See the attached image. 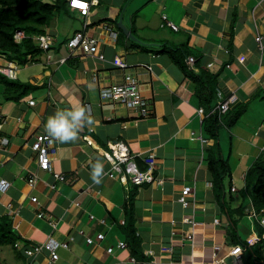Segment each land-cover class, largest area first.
<instances>
[{
    "label": "crops",
    "instance_id": "obj_1",
    "mask_svg": "<svg viewBox=\"0 0 264 264\" xmlns=\"http://www.w3.org/2000/svg\"><path fill=\"white\" fill-rule=\"evenodd\" d=\"M96 1L98 5L82 17L68 6L69 0H62V10L42 33L52 38L48 50L18 63L22 72L15 80L21 89L0 81V90H5L0 91V136L8 139L0 149V179L10 183L0 192V223L7 221L14 233V241L0 243V264H28L22 248L48 237L68 246L57 250L55 262L44 252L33 257L32 264H243L242 258L228 255L237 244L229 243L227 230L231 215L242 240L257 239L259 224L246 214L252 205L241 192L247 169L264 148V104L251 101L232 128L218 131L216 142L231 171L224 179L223 207L206 159L214 139L196 112L205 107L182 66L191 68L187 58L193 57L194 71L217 74L211 106L234 95L230 109L235 108L258 88L264 89V0ZM163 15L178 29L166 25ZM84 21L87 34L100 39L102 58L82 51L68 54L65 43L84 29ZM120 21L137 40L123 34ZM256 35L261 36V46ZM125 75L139 80L142 96L150 101L147 110L100 96L101 87L121 84ZM76 103L87 106L92 123L81 128L75 141H48L50 166L41 170L31 148L36 135L47 134L45 125L56 111ZM119 142L139 171L146 170L145 159L153 155L163 185L136 186L128 178L124 183L107 177L110 165L104 151H110L109 143ZM97 161L104 173L99 184L90 178ZM54 173L64 175V180ZM30 176L38 178L34 187L27 184ZM183 186L193 188L188 208L179 202ZM242 204L240 216L237 209ZM184 217L195 222L192 240L187 238L190 228L182 222ZM127 221L135 227L140 253L133 255L128 247L108 253V247L126 242L122 226ZM97 233L104 239L87 244L86 236L95 238Z\"/></svg>",
    "mask_w": 264,
    "mask_h": 264
},
{
    "label": "trees",
    "instance_id": "obj_2",
    "mask_svg": "<svg viewBox=\"0 0 264 264\" xmlns=\"http://www.w3.org/2000/svg\"><path fill=\"white\" fill-rule=\"evenodd\" d=\"M63 4L64 2H62V0H54V2L52 3L46 2L44 0H0V60H2L4 64H6L7 61H16L17 63H20L21 61L20 65H22L26 62V57L30 54L32 57L39 55L41 53V49L37 48L38 45L35 41V35L42 34L44 32V27L48 26L56 13L62 9ZM16 30H23L27 34L26 37L22 39L23 41L21 40V42L19 43H17L13 37ZM4 54L7 56L5 57V60L3 59L5 56ZM181 55H183L182 52ZM183 69L187 70V76L189 78L191 77L193 79L192 81L196 83L195 93H197L198 95L200 94L198 97L201 103L205 101V104L203 103V106L205 105L206 107L204 109L207 116L203 120L202 127L204 126V124H206L205 122H207V127L205 128L206 125L204 126L206 131H204L208 134V131H210L211 133L209 135L211 136V138H214V144L208 150V154L206 157L207 166L212 176L213 189L216 192V196L220 200V202L222 201V206L225 207L224 199L222 198L223 194L225 193L224 179L231 173V171L228 160L222 158L220 146L216 142L218 138V131L225 126L228 128H232L246 112L251 101L258 100L264 104V89L260 90L258 88L260 91L257 89V92H254L251 96H249L246 102L247 104L243 103V105L238 106L239 108L235 107L237 108L235 110H233L234 108H231L225 113V115L221 117H219L217 113H212V116L210 117L209 108H211V102H213L214 99L216 100L217 83L213 84V82H217V74H212V76L210 73L201 72L200 70L196 72L190 67H183ZM190 74L193 75L190 76ZM198 74L199 77H197ZM204 74L210 79V81L203 80V78H206L208 80V78ZM194 76H196L197 78ZM7 78L8 77L6 75L0 73V81H2V83L4 82L7 88L17 85L19 87L22 86L17 83V80ZM204 83L209 86H206ZM208 96H210V99ZM243 106H245V109H243ZM229 118H232V121ZM222 119H226V121H222ZM226 123H228V125ZM241 193L249 197L250 203L253 208L257 213L263 216L264 148L261 151L260 155L247 169L244 175V187ZM244 207L245 205L242 204L237 209L238 215H243ZM230 221V227H228L227 230V237L230 238V244L241 245V257L243 264H264V229L259 225L257 226V241L255 244L249 246L238 236L236 230V220L232 219L231 215ZM126 223L128 224L122 226L123 234L126 240V247L131 250L133 255H136L140 253L139 239L137 238L135 227L133 226V224H131L130 221H127ZM13 235L14 233L12 232V228H10L7 221L0 223V243H9V240L12 241V239L14 241Z\"/></svg>",
    "mask_w": 264,
    "mask_h": 264
},
{
    "label": "built area",
    "instance_id": "obj_3",
    "mask_svg": "<svg viewBox=\"0 0 264 264\" xmlns=\"http://www.w3.org/2000/svg\"><path fill=\"white\" fill-rule=\"evenodd\" d=\"M96 0H69V7L72 10H77L80 14L87 16L89 14L90 6L96 5ZM163 20L166 25L177 30L178 27L167 20L166 16L163 15ZM87 22L84 21L82 31H78L74 33L73 36L69 38L66 43V48L69 56L71 54H75L77 51H82L84 54L88 55H98L102 58V54L99 53L97 38L89 36L85 30ZM112 36L115 37V34L112 33ZM14 40L19 43L22 39L26 37V34L22 30H16L14 35ZM256 41L261 44V36L256 35ZM35 41L38 47L43 51H47L50 45L52 44V38L48 34L38 35L35 37ZM66 58H62L61 61H64ZM195 60L193 57H188V64L191 66L192 70ZM210 67V65H209ZM20 65L16 61H8L6 64L0 65V73L6 75L8 78L14 79L17 76V73L20 70ZM95 79V78H93ZM100 96L107 101H112L115 103L123 104L127 107H140L144 111L150 105V101L144 98L139 90V82L133 75H125L124 80L121 84H113L108 86H103L100 89ZM235 96L231 95L226 99L219 100L215 106H211L209 110V114L217 113L219 117L223 116L229 109L232 102H234ZM33 104V101L29 102ZM201 122L207 116L205 109L203 107H199L196 110ZM2 126V115L0 114V129ZM52 140L47 134H39L36 135L35 140L33 141L31 148L34 152H36V160L38 167L41 170H49L50 166V151L47 147L48 141ZM8 144V139L6 137L0 136V149L4 148ZM110 151H104V157L107 159L110 169L105 173L109 178H115L117 180H122L124 183L127 181V178L136 185L140 186L144 183L148 184H157L162 186L164 180L161 176L155 173V159L153 155H150L145 159L146 170L139 171L134 163L132 157L130 156V152L128 148L121 142L119 143H109ZM54 177L58 180H64V175L61 173H54ZM38 181V178L35 176H30L27 179V184L31 187H34ZM10 186V183L6 179H0V192H5L7 188ZM54 188V186H52ZM235 188L232 187V191ZM193 188L191 186H183L180 195L179 202L183 208L190 207L193 202L190 197H193ZM31 202L34 204H38L36 197H31ZM253 207V206H252ZM247 209L246 214L253 221L257 222L264 229V217L256 212L254 208ZM39 217H42V213H38ZM93 217V216H91ZM182 222L189 226V231L187 232V238L192 240V229L194 228L195 222L193 218L184 217ZM50 224L55 227L56 224L54 222H50ZM103 233H97L95 238L86 236L87 244H94L98 241L104 239ZM254 238V239H253ZM250 237L247 239L246 243L250 246L256 243L255 237ZM16 247H20L19 243L14 244ZM66 242H60L55 240L52 237H48L41 242L35 243L33 246L29 248H22L24 256L28 260V264H32L33 257L37 256L40 253H48V258L50 262H55L58 259L57 250L60 247H67ZM114 247L118 249L126 248L125 241H118L115 246H110L107 248L108 253H113ZM219 246H214V250H218ZM242 247L240 244L232 246L228 255L233 256L234 260H241ZM134 262L135 260L131 258ZM221 261V260H220Z\"/></svg>",
    "mask_w": 264,
    "mask_h": 264
},
{
    "label": "clouds",
    "instance_id": "obj_4",
    "mask_svg": "<svg viewBox=\"0 0 264 264\" xmlns=\"http://www.w3.org/2000/svg\"><path fill=\"white\" fill-rule=\"evenodd\" d=\"M93 87L89 85L90 89ZM87 113V106L79 103L73 104L70 109L58 110L48 118L45 132L50 138L60 142L75 141L81 128L86 124L92 123ZM103 174V165L99 161L91 166L90 178L93 183H101Z\"/></svg>",
    "mask_w": 264,
    "mask_h": 264
},
{
    "label": "bare ground",
    "instance_id": "obj_5",
    "mask_svg": "<svg viewBox=\"0 0 264 264\" xmlns=\"http://www.w3.org/2000/svg\"><path fill=\"white\" fill-rule=\"evenodd\" d=\"M125 1H126V0H125ZM127 2H128V1H127ZM97 3H98V2H97ZM99 3H100V1H99ZM97 5H98V4H97ZM63 6H64V5H63ZM65 6H67V4H66ZM68 6H69V5H68ZM64 9H65V8H63V10H64ZM61 10H62V9H61ZM89 10H90V9H89ZM59 11H60V10H59ZM90 11H91V10H90ZM162 13H163V12H162ZM166 13H167V12H166ZM57 14H58V13H57ZM59 14H61V13L59 12ZM65 14H66V13H65ZM67 15H68V12H67ZM166 15H168V14H166ZM78 17H79V16H78ZM82 17H83V15H82ZM53 18H54V17H53ZM79 18H80V17H79ZM87 19H88V18H87ZM108 19H109V18H108ZM119 19H120V18H119ZM100 20H101V19H100ZM73 21H74V20H73ZM81 21H82V20H81ZM81 21H80V22H81ZM94 21H95V20H94ZM94 21H93V22H94ZM114 21H115V20H114ZM114 21H113V22H114ZM95 22H96V21H95ZM99 22H100V21H99ZM115 22H116V21H115ZM88 23H89V22H88ZM161 23H162V22H161ZM94 25H95V24H94ZM115 25H116V24H115ZM88 27H90V25H89ZM106 27H107V26H106ZM109 28H110V26H109ZM39 29H40V28H39ZM81 29H83V27H82ZM116 29H117V28H116ZM118 29H119V28H118ZM85 30H86V29H85ZM32 32H33V31H32ZM34 32H35V31H34ZM36 32H37V31H36ZM38 33H39V32H38ZM38 33H37V34H38ZM94 34H95V33H94ZM123 34H124V33H123ZM30 35H32V34H30ZM38 35H40V34H38ZM41 35H42V34H41ZM107 35H108V34H107ZM98 36H99V35H98ZM35 37H36V35H35ZM97 38H98V37H97ZM28 40H30V39H28ZM99 40H100V39H99ZM101 40H102V39H101ZM22 41H23V40H22ZM30 42H31V41H30ZM31 44H32V43H31ZM65 44H66V43H65ZM35 45H36V44H35ZM34 47H35V46H34ZM37 48H39V47H37ZM180 49H181V48H180ZM180 49H179V50H180ZM161 51H162V50H161ZM157 52H158V51H157ZM100 53H101V52H100ZM4 55H5V54H4ZM30 55H31V54H30ZM11 56H12V55H11ZM73 56H74V55H73ZM78 56H79V55H78ZM80 56H81V55H80ZM80 56H79V57H80ZM186 56H187V55H186ZM5 57H7V56H6V55L4 56V58H3L4 60H5ZM104 57H105V56H104ZM30 58H31V57H30ZM92 58H93V57H92ZM11 59H12V58H11ZM19 59H20V58H19ZM31 59H32V58H31ZM187 59H188V58H187ZM78 60H79V59H78ZM174 60H175V59H174ZM176 60H178V59H176ZM32 61H33V60H32ZM101 61H104V60H101ZM7 62H8V61H7ZM18 62H19V60H18ZM187 62H188V61H187ZM19 64H21V61H20ZM176 64H177V63H176ZM194 64H195V63H194ZM229 64H230V63H229ZM179 65H181V64H179ZM128 66H129V65H128ZM211 66H212V65H211ZM228 66H230V65H228ZM180 67H181V66H180ZM27 68H28V67H27ZM27 68H25V69H27ZM30 68H31V67H30ZM126 68H127V67H126ZM182 68H183V66H182ZM25 69H23V71H24ZM185 69H187V68H185ZM21 70H22V69H21ZM190 70H191V69H190ZM182 71H183V70H182ZM21 72H22V71H21ZM21 72H19V73H21ZM183 72H185V71H183ZM189 73H190V72H189ZM195 74H197V73H195ZM200 74H201V73H200ZM192 75H193V74H192ZM192 75L190 74V76H192ZM201 75H202V74H201ZM201 75H200V76H201ZM204 75H205V74H204ZM207 75H208V74H207ZM211 75H212V74H211ZM23 76H24V75H23ZM92 76H93V75H92ZM205 76H206V75H205ZM212 76H213V75H212ZM214 76H215V75H214ZM194 77H196V76H194ZM197 77H199V74L197 75ZM197 77H196V78H197ZM202 77H203V76H202ZM202 77H201V78H202ZM206 77H207V76H206ZM22 78H23V77H22ZM190 78H191V77H190ZM207 78H208V77H207ZM213 78H214V77H213ZM2 79H3V78H2ZM7 79H8V78H7ZM15 79H16V78H15ZM191 79H192V78H191ZM18 80H19V79H18ZM25 80H26V79H25ZM95 80H96V79H95ZM192 80H193V79H192ZM194 80H195V79H194ZM203 80H204V81H205V80H206V81H210L209 78H208V80H207L206 78H205V79L203 78ZM7 81H8V80H7ZM138 81H139V80H138ZM212 81H213V79H212ZM1 83H2V81H1ZM3 83H4V82H3ZM9 83H10V82H9ZM30 83H31V82H30ZM192 83H193V82H192ZM210 83H212V82H210ZM215 83H217V82H213V84H215ZM27 84L29 85V83H27ZM195 84H196V83H195ZM204 84H205V83H204ZM213 84H212V85H213ZM8 85H9V84H8ZM25 85H26V84H25ZM193 85H194V84H193ZM198 85H199V84H198ZM205 85H206V84H205ZM4 86L6 87V85H4ZM9 86H10V85H9ZM206 86H209V85H206ZM16 87H17V86H16ZM18 87H19V86H18ZM31 87H32V86H31ZM194 87H195V86H194ZM213 87H214V86H213ZM10 88H11V87H10ZM12 88H13V87H12ZM29 88H30V87H29ZM206 88H207V87H206ZM0 89H1V88H0ZM2 89H3V88H2ZM20 89H21V87H20ZM27 89H28V88H27ZM140 89H141V88H140ZM196 89H197V88H196ZM201 89H202V86H201ZM259 89H260V88H259ZM259 89H258V90H259ZM10 90H11V89H10ZM12 90H13V89H12ZM193 90H194V89H193ZM216 90H218V89H216ZM260 90H261V89H260ZM260 90H259V91H260ZM262 90H263V88H262ZM0 91H3V90H0ZM4 91H5V90H4ZM4 91H3V92H4ZM19 91H20V90H19ZM28 91H29V90H28ZM140 91H141V90H140ZM197 91H198V90H197ZM206 91H207V90H206ZM259 91H258V92H259ZM255 92H257V91H255ZM15 93H16V96H17V92H15ZM141 93H142V92H141ZM3 94H6V93H3ZM9 94H11V93H9ZM196 94H197V93H196ZM212 94H214V93H212ZM197 95H198V94H197ZM199 95H200V94H199ZM199 95H198V96H199ZM201 95H202V94H201ZM217 95H218V94H217ZM229 95H230V94H229ZM11 96H12V95H11ZM22 96H23V95H22ZM25 96H26V95H25ZM8 97H9V95H8ZM208 97H209V99H210V96H208ZM211 97H212V96H211ZM28 98H29V97H28ZM8 99H9V98H8ZM12 99H13V98H12ZM20 99H21V98H20ZM198 99H199V98H198ZM206 99H207V98H206ZM244 100H245V99H244ZM250 100H251V99H250ZM5 101H7V99H6ZM13 101H14V100H13ZM17 101H18V100H17ZM22 101H23V100H22ZM22 101H21V102H22ZM209 101H211V100H209ZM8 102H9V101H8ZM19 102H20V101H19ZM19 102H18V103H19ZM21 102H20V103H21ZM111 102H112V101H111ZM199 102L201 103V101H199ZM204 102H205V101H203L202 104H203ZM16 103H17V102H16ZM114 103H115V102H114ZM207 103H209V102H207ZM152 104H153V103H152ZM204 104H205V103H204ZM245 104H247V103L245 102ZM241 105H243V104H241ZM0 106H1V105H0ZM214 106H215V104H214ZM245 106H246V105H245ZM245 106H243V107H244L243 109H245ZM123 107H124V106H123ZM126 107H127V106H126ZM204 107H205V105H204ZM236 107H237V106H236ZM240 107H241V106H240ZM138 108H139V107H138ZM205 108H206V107H205ZM238 108H239V107H238ZM89 109H90V108H89ZM147 109H148V108H147ZM207 109H208V108H207ZM209 109H210V108H209ZM235 109H237V108H234L233 110H235ZM233 110H232V111H233ZM88 113H89V112H88ZM137 113H138V112H137ZM148 113H149V112H148ZM232 113H233V112H232ZM140 114H141V113H140ZM215 115H216V114H215ZM215 115H214V116H215ZM211 116H212V115L210 114V117H211ZM6 117H7V116H6ZM140 117H141V116H140ZM226 117H227V116H226ZM138 118H139V117H138ZM205 118H206V117H205ZM223 118H224V117H223ZM229 119H230V118H229ZM231 119H232V118H231ZM231 119H230V120H231ZM223 120L226 121V119H222V121H223ZM230 120H229V121H230ZM231 121H232V120H231ZM205 123H206V124H204V126L206 125V126H205V128H206V127H207V122H205ZM226 124L228 125V123H226ZM204 126H203V128H204ZM229 126H230V125H229ZM205 128H204V130H205ZM224 128H225V127H224ZM225 130H226V129H225ZM205 131H206V130H205ZM231 131H232V130H231ZM208 132H209V134L211 133L210 131H208ZM220 132H221V131H220ZM218 133H219V132H218ZM222 134H223V133H222ZM226 134H227V132H226ZM219 135H220V134H219ZM209 136H210V135H209ZM221 136H222V135H221ZM221 136H220V137H221ZM232 136H233V135H232ZM5 137H6V136H5ZM210 137H211V136H210ZM220 137H219V138H220ZM226 137H227V136H226ZM229 137H230V135H229ZM197 138H198V137H197ZM222 138H223V137H222ZM213 139H214V138H213ZM227 139H228V137H227ZM228 141H229V140H228ZM221 150H223V149L221 148Z\"/></svg>",
    "mask_w": 264,
    "mask_h": 264
},
{
    "label": "water",
    "instance_id": "obj_6",
    "mask_svg": "<svg viewBox=\"0 0 264 264\" xmlns=\"http://www.w3.org/2000/svg\"><path fill=\"white\" fill-rule=\"evenodd\" d=\"M118 25H119V27L123 30L124 34L127 35L130 39L137 40V38L134 37V36L130 33L129 29H128L126 26H124V25L122 24L121 21L118 22Z\"/></svg>",
    "mask_w": 264,
    "mask_h": 264
},
{
    "label": "rangeland",
    "instance_id": "obj_7",
    "mask_svg": "<svg viewBox=\"0 0 264 264\" xmlns=\"http://www.w3.org/2000/svg\"><path fill=\"white\" fill-rule=\"evenodd\" d=\"M261 103L259 102V105H260ZM261 108H263L264 109V107L261 105Z\"/></svg>",
    "mask_w": 264,
    "mask_h": 264
}]
</instances>
